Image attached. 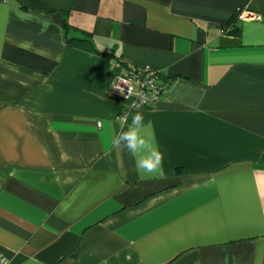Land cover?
Segmentation results:
<instances>
[{"label":"crops","instance_id":"0c3cea01","mask_svg":"<svg viewBox=\"0 0 264 264\" xmlns=\"http://www.w3.org/2000/svg\"><path fill=\"white\" fill-rule=\"evenodd\" d=\"M116 59L162 99L124 108ZM0 255L264 264V0H0Z\"/></svg>","mask_w":264,"mask_h":264},{"label":"built area","instance_id":"2783aa9c","mask_svg":"<svg viewBox=\"0 0 264 264\" xmlns=\"http://www.w3.org/2000/svg\"><path fill=\"white\" fill-rule=\"evenodd\" d=\"M239 21L250 19L246 12L237 11ZM116 74L111 83V96L123 101L127 110L141 111L156 105L167 88V80L160 71L152 69H127L115 62ZM100 127V123H97ZM5 261L0 255V264Z\"/></svg>","mask_w":264,"mask_h":264},{"label":"clouds","instance_id":"9594fccd","mask_svg":"<svg viewBox=\"0 0 264 264\" xmlns=\"http://www.w3.org/2000/svg\"><path fill=\"white\" fill-rule=\"evenodd\" d=\"M133 123L140 126L142 124L143 121V116L139 113H137L136 115L133 116ZM123 141H128V143L126 144V146L128 147V149L135 154L136 151V145L134 143H132V141L135 139L133 136L128 135V134H123L120 138ZM119 142V141H118ZM161 159L162 156L159 152L155 153V160L154 162H149L146 165L145 164H141V167H146L148 169V171H153L156 170L158 171L161 175H163V170L161 168Z\"/></svg>","mask_w":264,"mask_h":264},{"label":"trees","instance_id":"16d2710c","mask_svg":"<svg viewBox=\"0 0 264 264\" xmlns=\"http://www.w3.org/2000/svg\"><path fill=\"white\" fill-rule=\"evenodd\" d=\"M235 21H237V19L234 18V23L231 24V26L228 28L230 33H235L236 32V29H235ZM117 62H119L124 68H127V69H132V68H129L124 62L120 61L119 59H116Z\"/></svg>","mask_w":264,"mask_h":264}]
</instances>
